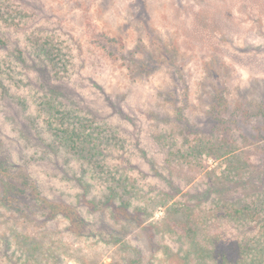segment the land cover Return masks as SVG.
<instances>
[{
    "label": "rangeland",
    "instance_id": "obj_1",
    "mask_svg": "<svg viewBox=\"0 0 264 264\" xmlns=\"http://www.w3.org/2000/svg\"><path fill=\"white\" fill-rule=\"evenodd\" d=\"M39 1L53 25L79 45L87 63L98 59L82 68L76 81L85 83V97L97 99L101 115L123 105L143 120L147 136L173 128L177 145L186 137L194 143L211 141L203 148L204 170L173 165V175L185 189L196 182L226 184L232 153L244 152L243 160L253 164L255 173H264V108L258 110L264 107V0ZM84 75L88 77L80 80ZM118 121L130 125L117 115L109 118ZM185 131L186 137L181 135ZM0 140V148L14 157L1 132ZM210 147L215 150L205 151ZM140 165L148 167V162ZM235 185L243 196L249 194V185ZM226 189L231 192L232 186ZM198 206L179 194L139 224L97 212L81 232L59 216L41 220L38 215L30 222L1 217L0 232L23 229L33 240L26 245L18 241L11 252L20 248L29 255L33 243L35 254L47 251L44 264H189L188 240L178 235H191L187 229H192ZM251 228L247 235L259 229L257 224ZM239 232L221 225L211 235L221 240L219 250L234 255L241 245Z\"/></svg>",
    "mask_w": 264,
    "mask_h": 264
},
{
    "label": "trees",
    "instance_id": "obj_2",
    "mask_svg": "<svg viewBox=\"0 0 264 264\" xmlns=\"http://www.w3.org/2000/svg\"><path fill=\"white\" fill-rule=\"evenodd\" d=\"M47 14L39 0H0V132L15 155L6 153L0 140V218L30 222L38 215L41 220L59 216L81 232L97 212L122 223L145 222L158 205L180 194L200 209L187 229L193 234L178 235L188 240L189 264H264V173H255L253 164L243 160L244 152H227L232 154L226 184L196 182L185 189L173 175V165L204 170L203 148L211 141L194 143L185 131L181 135L188 139L177 145L173 128L147 136L143 120L123 105L101 115L97 99L85 97V83L76 81L77 73L98 59L87 63L72 36ZM112 115L130 125L110 123ZM210 149L215 147L205 151ZM143 161L148 167L140 165ZM236 180L249 185V194L236 190ZM253 224L259 229L247 235ZM221 225L240 231L234 255L219 250L221 240L211 235ZM8 230L0 232V264H44L47 251L35 254L33 243L29 255L20 248L13 254L18 241L26 245L33 237L23 229Z\"/></svg>",
    "mask_w": 264,
    "mask_h": 264
}]
</instances>
